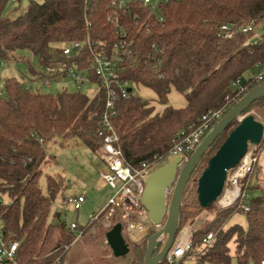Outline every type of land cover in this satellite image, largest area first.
Masks as SVG:
<instances>
[{"label": "trees", "instance_id": "trees-1", "mask_svg": "<svg viewBox=\"0 0 264 264\" xmlns=\"http://www.w3.org/2000/svg\"><path fill=\"white\" fill-rule=\"evenodd\" d=\"M112 1L27 0L23 6V0H0V69L16 63L25 69L24 73L1 80L0 231L6 244L18 242V248L13 263L0 264H50L74 240L61 213L52 212L62 181L47 176V194H43L38 179L50 162V142L74 139L96 155L101 148L98 131L105 93L88 70L86 39L122 58L119 78L136 88L152 90L157 104L163 106L161 112L154 113L149 102L134 90L117 101L113 122L123 162L131 169L167 156L175 134L196 124L208 111L222 108L227 96L235 99L228 102L221 119L245 94L264 84V79L253 81L247 92L238 97L231 89V83L237 79L253 80L258 63L264 66V28L260 30L264 24V0H169L159 6L157 14L141 7L136 0H127L128 7L123 9L112 7ZM108 18L116 20L117 26ZM249 25L251 30L242 32ZM222 26L228 27L229 38L223 37ZM122 33L126 36L122 37ZM74 42L82 44L76 54L67 60L52 57L53 47ZM115 45H128L131 53L123 55ZM49 65L61 67L55 78L63 81L74 66L86 71L88 83L96 85L95 93L89 96L78 90L62 89L51 94L34 87L26 90L24 83L41 81L45 77L41 68ZM80 86L77 85L78 89ZM171 89L183 96V108L168 104ZM263 109L261 97L241 115ZM238 124L234 119L217 137L186 184L177 234L190 227L203 212H212L213 217L193 231L189 249L177 264H264V157L261 165L254 163L243 180L242 190L258 192L257 196L241 201L248 211L241 208L240 200L226 208H221L217 201L203 208L197 199L199 177ZM262 125L257 155L261 152L264 156ZM195 175L193 192L190 183ZM235 214L245 217L246 227L237 223L226 226ZM91 227L86 225L84 233ZM100 230L105 239L109 230ZM210 233L213 240L204 248L203 239ZM152 234L141 244L128 245V258L116 264H144L147 240ZM160 249L161 246L156 248L153 256ZM105 255H111V251L106 250ZM96 264L114 263L102 258ZM159 264L167 263L164 259Z\"/></svg>", "mask_w": 264, "mask_h": 264}, {"label": "built area", "instance_id": "built-area-1", "mask_svg": "<svg viewBox=\"0 0 264 264\" xmlns=\"http://www.w3.org/2000/svg\"><path fill=\"white\" fill-rule=\"evenodd\" d=\"M136 1L141 7L155 14H157L160 5L169 2V0ZM127 2V0H114L111 2V6L117 9H123L128 7ZM157 17L159 21L163 20L161 15L158 14ZM108 21L115 23L117 26V22L113 20V18H108ZM250 30L251 25L243 28L242 32L246 33ZM221 31L224 38L230 37L227 26H222ZM121 35L122 37L126 36L125 33ZM85 44L88 49V57L90 58V67L88 70L98 79L105 93L104 109L101 115L100 129L98 131V136L101 138L102 144L97 153V158L103 165L104 170L99 172V177L113 190V195L108 199L106 205L96 216L89 217L87 225L99 219L106 222L111 228L115 224H120L123 238L125 236L132 244H141L151 232L154 233L159 231L163 227V224L153 225L140 220V218L147 216V210L141 204L145 180L151 173L162 167L161 165L164 161L168 163L176 157H181L182 161L187 160L189 154L193 153L204 137L212 130L213 126L220 121L228 102L230 103L235 98L231 99L227 96L225 98L226 104L222 108L208 111L201 116L196 124H192L185 131H178L172 139V147L167 156L164 158L160 157L151 162L142 163L138 169H131L123 162L122 154L118 146L119 137L113 119L116 117L115 105L117 101L126 98L128 93L134 90L135 86L119 78V72L122 70L119 63L122 58L117 57L113 52L108 53L102 47H96L89 39H86ZM81 45L80 42H74L71 45L63 46L58 51L54 50L56 53H52V57L54 59L67 60L72 54H76ZM114 48L119 49L123 55L131 53L128 45H115ZM74 67L75 68H71L67 72V76H69L71 81L77 85L88 83L87 72L80 71L76 66ZM41 71L45 77L41 81H36L32 84L24 83L26 90H31L32 87L48 89L54 84L60 85L66 82L62 79L55 78L58 72L61 71L59 65L44 66L41 68ZM263 79L264 66L258 63L256 65V73L253 75V80H246V82L242 84V79H237L231 83V89L236 92L235 97H238L247 92L253 81L260 82ZM2 96V82L0 81V98ZM257 148L258 146H253V151L250 153L247 151L246 155L249 156L248 163L245 162V155L234 169L227 172L223 192L217 201L221 208L229 207L240 200L241 208L244 211H248V207L241 202L248 198L246 192L242 190V186L243 180L248 177L254 163L257 161L256 155H253L254 152L257 151ZM84 202L85 194L82 193L78 196L65 198L62 205L64 207L70 205L74 211L78 212L81 210ZM68 228L74 235V239L80 238L85 230V227H80L75 222L68 224ZM192 233L193 231L190 227L181 229L165 257L167 264H177L178 261L183 258L189 249ZM213 237L214 235L210 233L203 239L204 248L209 246ZM163 238L165 237L161 236L159 238L161 244L164 242ZM17 248L18 242L6 244L0 231V261L13 263L16 259ZM67 250L68 246H65L63 252L50 264H60L62 254Z\"/></svg>", "mask_w": 264, "mask_h": 264}, {"label": "water", "instance_id": "water-1", "mask_svg": "<svg viewBox=\"0 0 264 264\" xmlns=\"http://www.w3.org/2000/svg\"><path fill=\"white\" fill-rule=\"evenodd\" d=\"M26 4L27 0H23V6ZM261 97H264V84L245 94L204 137L187 160L182 161L181 157H176L147 177L141 204L147 210L148 222L153 225L163 224V227L148 238L144 264H159L171 248L178 232V215L184 189L202 156L230 123ZM262 137L263 125L253 115L245 114L209 159L206 169L198 179L197 199L201 207L205 208L219 199L227 172L234 169L245 157L248 146H258ZM161 236L165 237L162 246L159 241ZM105 241L115 258L128 254L129 248L121 235L120 224H115L105 234ZM159 246L160 251L153 256L154 250Z\"/></svg>", "mask_w": 264, "mask_h": 264}, {"label": "rangeland", "instance_id": "rangeland-1", "mask_svg": "<svg viewBox=\"0 0 264 264\" xmlns=\"http://www.w3.org/2000/svg\"><path fill=\"white\" fill-rule=\"evenodd\" d=\"M34 2H40L42 0H30ZM264 28V24L260 27V30ZM62 46H55L50 50V53L55 54L54 50L61 49ZM54 51V52H53ZM35 64V61H31ZM24 73L25 69L21 64L16 63L14 66H3L0 69V81L8 76H17L19 73ZM253 71V75H255ZM242 84L246 82V78L242 77ZM62 89H66L69 92L80 91L92 96L96 91L95 84L84 83L78 89L69 76L66 82L61 85H52L48 89H43V93L54 94ZM134 92L139 96L145 98L150 105H153V112L159 113L163 107L159 106L155 100V95L152 90L146 88H135ZM169 104L172 106L182 105L184 98L179 93L171 91L168 95ZM225 112L222 113V116ZM247 114L253 115L259 122L264 123V109L260 112L250 111ZM244 115H241L237 121L240 122ZM253 151V146H248V152ZM47 152L50 156V162L43 168L42 174L38 179L39 187L43 194H47L46 177H57L62 181L61 192L57 195L56 200L52 206V212H60L62 218L66 224L77 223L80 227H85L89 221V217L96 216L99 211L106 205L108 199L113 195V190L110 189L99 177V172L104 170L103 165L98 160L97 155L92 153L86 146L82 145L74 139L55 140L47 145ZM253 155H257V151ZM252 155V156H253ZM263 154L260 152L257 155L258 165L262 164ZM249 159V156H248ZM166 162L164 161L161 166ZM256 163V162H255ZM197 177L193 176L190 183L191 189H196ZM245 187L247 182L244 184ZM85 194V202L80 211H74L70 205L63 206L62 202L66 198ZM249 197H255L258 195L257 191L247 192ZM6 202L7 198H3ZM218 201V200H217ZM218 204V203H217ZM215 206H217L215 204ZM214 206V207H215ZM213 217L212 212H203L199 215L194 223L190 226L192 231L200 228L202 224L210 220ZM140 220L148 222V216L140 218ZM234 223L246 227L245 217L241 214H235L226 224L230 226ZM151 224V223H149ZM90 231L85 232L80 238H75L73 242L68 246V250L65 252L62 259V264H96L97 260L105 258L111 260L114 264L121 263L127 256L115 258L112 255H105L106 250H110L106 244L105 239L102 237L101 229L110 230L106 222L99 219L91 224ZM148 237V236H147ZM125 243L130 245L131 242L124 236ZM165 238H163V241ZM111 251V250H110ZM110 258V259H109Z\"/></svg>", "mask_w": 264, "mask_h": 264}, {"label": "crops", "instance_id": "crops-1", "mask_svg": "<svg viewBox=\"0 0 264 264\" xmlns=\"http://www.w3.org/2000/svg\"><path fill=\"white\" fill-rule=\"evenodd\" d=\"M264 30V29H263ZM64 84V83H63ZM55 86L57 85V84H54ZM61 85V84H60ZM140 88H145V87H142V86H139ZM147 89V88H146ZM171 91H174L173 89H171ZM170 91V92H171ZM169 92V93H170ZM175 92V91H174ZM154 93V92H153ZM177 93V92H176ZM155 95V94H154ZM169 95V94H168ZM143 98V97H142ZM145 99V98H144ZM155 100H156V96H155ZM184 100V99H183ZM169 99H168V104H169ZM170 106H172L171 104H169ZM150 106H153V105H150ZM160 106V105H159ZM185 106V100H184V103L182 104V105H178V106H172L173 108H176V109H178V108H183ZM161 107H163V106H161Z\"/></svg>", "mask_w": 264, "mask_h": 264}, {"label": "bare ground", "instance_id": "bare-ground-1", "mask_svg": "<svg viewBox=\"0 0 264 264\" xmlns=\"http://www.w3.org/2000/svg\"><path fill=\"white\" fill-rule=\"evenodd\" d=\"M249 159H248V155H246L245 157V162L248 163ZM227 198V197H226Z\"/></svg>", "mask_w": 264, "mask_h": 264}, {"label": "flooded vegetation", "instance_id": "flooded-vegetation-1", "mask_svg": "<svg viewBox=\"0 0 264 264\" xmlns=\"http://www.w3.org/2000/svg\"><path fill=\"white\" fill-rule=\"evenodd\" d=\"M161 246H162V244H161Z\"/></svg>", "mask_w": 264, "mask_h": 264}]
</instances>
